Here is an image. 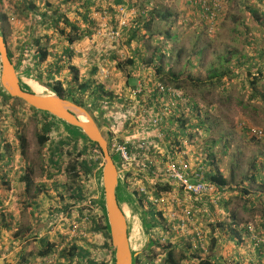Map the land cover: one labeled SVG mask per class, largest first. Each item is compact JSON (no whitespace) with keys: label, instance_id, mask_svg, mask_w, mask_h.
Here are the masks:
<instances>
[{"label":"rangeland","instance_id":"374dc122","mask_svg":"<svg viewBox=\"0 0 264 264\" xmlns=\"http://www.w3.org/2000/svg\"><path fill=\"white\" fill-rule=\"evenodd\" d=\"M110 1L112 2V0ZM121 1L123 3L118 4L117 9L125 8L127 13H135V16L129 19V30L124 34L122 41L109 49L110 57L103 63V66L109 70L108 77H102L97 71L94 73L92 71L94 68L84 71L82 67H79L80 81L85 82L87 81L86 77H90L89 80H93L94 83L99 82L109 91L114 87L118 89V94L120 93L124 95L123 97L128 98L130 89L134 88L142 77H146L144 82L146 84L149 73H154L155 65L151 66L148 60L155 48L160 49L161 53L163 45L158 43H161V40L166 41L165 36H157L156 33L158 30H167L170 26L166 24V21H161L156 22L148 30L145 21L150 19V12H170L174 15L171 18V21H173L171 31L175 38L170 41V48L172 49L168 54L169 56H164L162 65L170 63V67L174 71L180 72L183 78L191 76L204 81H207L211 65L216 69H220L223 63L228 67L229 72L224 78L225 90L218 83L213 85L208 83L203 88L192 87L190 83L181 84L182 89L178 91L181 92L183 98L180 101L179 110L172 115L175 118H189L190 123H194L195 114L201 111L202 117L211 126V131L207 133L198 130H187L185 136L188 145L187 153L190 154L193 160L198 159L204 165L205 173L217 171L229 182V185L225 187L226 190L217 196L216 203L212 204L210 202L207 206L210 209L212 206H217L224 196L229 201L235 191L245 193V191L250 192L259 189L263 192L264 140L256 139L248 134V131L252 128L264 130V105L261 100L252 98L253 89L251 86V83L257 79V82L255 81L257 83L256 87L260 90L264 88V0H224L221 2L218 16L214 20L207 19L206 15L201 13L200 7L196 4L200 0ZM60 2L61 0H42L39 8L34 4L30 5L33 13L32 15H29V13L26 15L21 7L17 6L16 0L0 1V35L7 39L8 49L13 53V62L22 86L26 90L39 95H55L56 93L46 85L45 80H38L33 74L23 71L22 68L28 64L30 65L31 55L36 54L39 48L36 44L39 38L42 39V42H40L42 47H48L50 42L48 39L43 40L45 36L41 37L34 30H31L32 33H30L29 26H26L25 22L30 18L29 23H32V25L40 21L35 17L37 12L35 13L34 10H42L43 3H46L44 9L48 8L45 11H50L54 15L58 14L59 11L56 8L60 7ZM92 8L93 10L89 12H92V17L96 18L94 20L97 22L98 19L101 20L103 12L107 11L110 17V26H117L118 12L112 13L107 7L93 6ZM69 15L75 19L78 18V14L74 10L69 11ZM79 21L81 25H85V22H82L81 19ZM134 31H136L137 38L130 43V36ZM51 36L55 37L56 35ZM57 36L61 37L59 33ZM95 44L97 46L92 45V48L88 50L87 53L89 54L85 53V60L93 54H97L98 50L106 46L101 40H97ZM200 50L201 54L197 55ZM167 53V51L162 52L163 55H167ZM52 58H49L50 61ZM227 58H230V62L225 61ZM131 60L133 62L129 64ZM74 65L69 64L68 61L65 62L61 73L57 76L65 87L68 85V81L74 77L76 72L72 68ZM74 67H77V65ZM1 69L0 62V74ZM145 84L146 92H143L138 98L139 109L134 114L133 121L140 122V118L147 119L151 115L160 114L162 109L161 106L153 112L155 114L150 115L144 112L150 101L149 89L146 88L147 85ZM170 86L175 88L173 85ZM0 93L7 95L1 89V86ZM114 94L115 92L111 97ZM10 100L12 106L29 109L21 101L13 98ZM193 102L196 104V108H193L192 105L189 106V103ZM86 108L98 121L105 136L109 135V130H107L104 120H100V118H103V114L107 115V120L111 122L108 128L111 129V126H113L120 139L126 138L125 130L129 126H127L128 123H122L121 115L124 111L118 112L114 108H110L108 111L97 102L92 105L91 102L88 103ZM1 116L2 114H0ZM146 116L148 117L146 118ZM115 123L118 128L115 127ZM70 128L82 133L78 128L72 126ZM169 129L177 131V136H179L180 129L176 128L174 124ZM30 134L33 136L32 133ZM113 157L119 168L122 169L121 162L115 155ZM160 165L162 166V161ZM97 173L95 180L97 182L99 180L100 188L98 190L96 188L93 195L98 196L95 198L99 202H103L102 168H99ZM123 176L124 173H121V178ZM254 177L255 180H253ZM149 180H144L148 187H150ZM119 181L126 188L120 177ZM96 185H93V189L97 187ZM122 186L118 185L117 193H120L121 206L127 220L131 251L137 257L139 254L142 255L148 251L153 254L154 259L158 258V255H164L159 243L157 244L159 235L154 234L153 222L148 213L151 209H147L138 200L136 194L128 189L127 192ZM164 187L167 186H159V191L165 192L162 190ZM169 207L173 208L172 205ZM246 207L247 209L252 208L253 212L246 213L247 218L243 220L248 221L254 227L257 220L255 219L256 216L258 214L264 216V196L257 202L256 208ZM92 208L91 211V207H89L87 214L91 213L94 219L103 216L104 211L99 209L97 203L92 204ZM206 220L210 224L213 215L208 219L206 218ZM218 225H220L219 230L224 234L223 236H227L222 224ZM134 232L139 234L140 237L135 236ZM84 241V249L89 253V258H93L98 263L114 264L113 250L103 249L104 235L96 233ZM48 248L45 250H50ZM51 249V253H53V247ZM137 257L134 259L133 264H136ZM182 257L184 256L181 253L175 252L176 262L181 261L180 258ZM194 257L198 258L197 255Z\"/></svg>","mask_w":264,"mask_h":264},{"label":"crops","instance_id":"0c3cea01","mask_svg":"<svg viewBox=\"0 0 264 264\" xmlns=\"http://www.w3.org/2000/svg\"><path fill=\"white\" fill-rule=\"evenodd\" d=\"M115 1L61 0L60 7L56 8L59 11L56 15L45 11L48 9H44L46 3H43L42 10H34L35 13L37 12L35 17L40 21L32 25L29 23L30 18L25 25L29 26L30 33L34 30L41 37L45 36L43 40H49L47 49L53 57L51 61L49 59L40 65L41 70L44 71L52 65L55 67V62L64 57L69 64L77 65V69L82 67L84 71L89 70L84 55L89 54L87 52L92 48V36L69 44L64 37L57 36L60 32L53 22L60 15L79 24V19L85 22V17L94 20L92 12H89L93 10V6L108 9L112 7L109 10L113 13L118 10V4ZM16 2L26 15L28 13L32 15L30 5L34 4L39 8L42 0H16ZM120 2L123 3L121 0ZM71 10L78 14V18L75 19L69 15ZM59 27L64 28V23H60ZM30 45L32 46L31 42ZM68 52H71V58H68L70 55ZM58 64L63 63L60 61ZM89 78L86 77L87 80ZM56 81L60 82L57 77ZM111 90H115L113 92L118 94V89L112 87ZM111 90L109 93L112 95ZM1 95L0 264H33L43 260L42 253L48 247L50 249L53 247L54 252H49L45 258L55 257L57 258L55 264H60L62 250L69 247L73 237L72 224L81 220L87 214L89 207L99 201L95 198L98 196L93 195V191L100 188L99 180L98 182L95 180L99 169L89 174L79 168L82 161L92 158L91 147L84 156H78L89 146V141L83 133L74 131L70 126L56 120L58 123H54L51 131L46 134L47 142L40 145L39 135H44L48 127L45 115L35 113L30 108L12 106V101ZM102 119L108 129L111 124L107 120L108 116L103 114L100 120ZM48 124L52 123L48 122ZM22 138L26 140L25 146H23ZM74 164L78 170L70 169ZM119 184L122 186L121 181ZM93 185L97 187L93 189ZM125 186L126 188L124 186L122 188L124 187L127 191L128 187ZM262 196L264 191L261 192L259 189L245 193L235 191L229 201L224 196L217 206H212L211 209L208 207V214H202L203 210H199L197 221L208 238L210 245L208 255L204 256L200 254V251H194L189 236L175 241L173 235L164 233L162 236L167 237V242L173 241L167 247H172L175 252L188 257L185 260L180 258L181 264H200L201 260L209 261L210 264H264V244H256L257 237L264 238V216L259 214L256 216L254 227L243 220L247 218L246 213L253 212L252 208L247 209L246 206L256 208ZM117 197L121 206L120 193H117ZM212 215L213 220L208 224L206 218ZM218 224H222L227 236H223ZM158 227L160 228L157 230V235L164 231L163 227ZM134 233L135 236L140 237L139 234ZM84 242V240L76 239L72 243L83 248ZM158 243L163 252L164 245L159 242V239ZM195 255L198 258L194 257Z\"/></svg>","mask_w":264,"mask_h":264},{"label":"built area","instance_id":"2783aa9c","mask_svg":"<svg viewBox=\"0 0 264 264\" xmlns=\"http://www.w3.org/2000/svg\"><path fill=\"white\" fill-rule=\"evenodd\" d=\"M223 1L200 0L196 4L207 19L214 20L218 16ZM117 12L116 27L110 26L109 13L104 11L91 37L93 46H97L95 44L97 40L103 41L106 46L98 50L97 54L87 58V67L96 68L97 73L104 78L109 74L108 68L103 66L106 59L110 57L109 49L122 41L124 34L129 30V19L135 16V13H127L125 8ZM140 80L134 88L130 89L128 98L120 93L114 94L113 97L105 94L100 101V105L106 108L105 110L114 108L118 112L124 111L121 115L122 123H128L127 126H129L125 130L126 138L123 140L113 126L107 129L109 135L107 134L108 137H106L110 152L121 162L122 169L118 166L119 177L130 192L138 193L147 209L156 213L157 223L153 224L154 234L160 228L158 226L164 228L158 237L161 244L167 246L173 242H167V237L162 236L164 233L173 235L175 241L189 236L192 248L206 256L209 254L210 245L205 230L197 221L199 210H203L202 214H208L207 204L216 203L217 196L226 189L219 190L215 183L206 179L204 165L198 159L193 160L186 151L188 145L185 136H180L179 133L177 136V131L169 129L173 126L171 124L173 113L180 108V101L183 98L181 92L160 82L155 73H149L146 84L144 83L146 77ZM144 84L147 85L146 88L150 93V101L144 112L150 115L161 106L162 109L160 114L146 116L147 119L140 118V122H137V120L133 121V117L139 109L137 102L139 96L146 92ZM106 93H109L107 89ZM115 127L118 128L116 123ZM248 132L256 139L264 140L263 129L252 128ZM91 156V159L102 168V162H100L102 154L98 147L91 149ZM121 173H124L122 178ZM145 179L149 180L150 187L144 183ZM158 185L171 188L161 192ZM170 205L173 208H170ZM92 209L91 207L90 210ZM93 226L94 220L91 213L75 221L72 224L73 237H71L70 245L76 239L85 240L95 235ZM256 244H264V238L257 237ZM55 263V257H48L33 264Z\"/></svg>","mask_w":264,"mask_h":264},{"label":"trees","instance_id":"16d2710c","mask_svg":"<svg viewBox=\"0 0 264 264\" xmlns=\"http://www.w3.org/2000/svg\"><path fill=\"white\" fill-rule=\"evenodd\" d=\"M70 1V0H67ZM116 4H120V0H116L115 1ZM112 7H109V9H111ZM112 12V11H110ZM174 15L171 14L170 12H163V11H156V13L154 12H150L149 13V18L147 21H145L146 27L148 30L151 29V27L156 23V22H164L166 21V24H169V28L167 30H158V32L156 33L157 36H165L166 41L161 40V44L163 45V49L160 53V49L155 48L154 52L152 53L151 57L148 60V63L153 66V64L155 65L153 69L156 78L165 84L168 85H173L175 87V89L177 90H181L182 86L181 84H188L190 83L192 85V87L195 88H203L205 86H207V84H214V83H218L223 90H225V85H224V78L229 74L228 72V67L225 66V64H221L220 69H216L215 67H213L211 65L210 67V73L208 75L207 81L201 80V79H195L194 77L188 76L187 78H183L180 72H176L172 69V67H170V63H165L164 65H162L163 63V59L164 56H169V52L171 51L172 48H170V41H172V39L175 38V35L172 34L171 31V26L173 24V21H171V18H173ZM85 25L84 27L82 25H80L79 23H72L69 21V19L66 16H60L57 19L54 20V24L57 27V29L59 30V34L64 37L69 44H74L77 43L78 41L90 37L94 34V32L96 31V28L98 26V23L96 22V20H90L89 18L85 17ZM60 23H64L65 27L60 29L59 25ZM68 29H70V32H68ZM155 37V36H154ZM137 38V34L136 31H134V33L131 34L130 36V40L129 42L132 43V41ZM42 39L39 38V40L36 41V44L38 45V50L36 52V54H32V60L30 62V65H26L23 69V71L25 72H30L31 74H33L38 80H45L46 81V85L48 87H50L59 97L65 99V100H71L73 101L75 104H77L78 106L81 107H88V103L91 102V105L93 103H99L102 100V96L105 95V90L104 87L99 83L96 82L94 83L93 80H87L85 82L80 81V71L79 69H77V67H72L73 70H75V74L74 77L71 78L70 81H68V85L65 87L63 85L62 82H57L56 81V77L61 73L63 67H64V63L66 62V59L64 57V59L60 60L61 63H63L62 65H59L58 62L60 63V61L58 60L57 62H55L54 66H49V68H47V70H41V66L43 63L47 62L49 60V58H51V52L47 49V47H42L40 46V42ZM5 41L7 43V39L5 38ZM8 46V44H7ZM167 51V55H163V53H165V51ZM69 53V52H68ZM69 57L71 58L72 54L71 52L69 53ZM201 54V50L197 52V55ZM9 56L10 59L13 61V53L9 50ZM226 62H230V58H227L225 60ZM132 60L130 61L129 64H132ZM161 62V63H160ZM146 66H148L147 64H145ZM167 68V69H166ZM97 70L96 68L93 69V72L95 73ZM251 74V73H249ZM257 79H255L252 83V98L253 99H258L261 100L263 105H264V88L263 90H260L256 87V82ZM82 82V83H81ZM25 89V88H24ZM26 90V89H25ZM28 91V90H27ZM4 97H6V99H12L10 96L2 94ZM1 95V96H2ZM17 100V99H15ZM19 101V100H17ZM6 102V101H5ZM23 103V102H22ZM192 105L193 108H196V104L193 103H189V106ZM31 111L35 112V113H42L43 115H45V121H46V126H48L45 129V134L44 135H39V143L40 145H44L47 140L48 137L46 136V134L51 131L52 127L54 126V123H56V119L48 114V113H43L40 112L38 110H35L33 108H30ZM0 114H2V111L0 110ZM194 123H190V119L189 118H185L183 119V117H179V118H175L172 117V122L171 124L175 125L176 128H179V134L180 136H186L187 135V130L192 131V130H198L200 132H204L207 133L209 131H211V126L205 121V119L202 117V113L201 111L197 114H195V118H194ZM48 122H51L52 124H48ZM58 123V122H57ZM194 138V136H192ZM89 141V140H88ZM22 142H23V146L26 145V140L24 138H22ZM89 146L86 147L84 150H82L81 153H79V157L84 156L87 153V150L89 147L94 148V147H98V144L89 141ZM100 149V148H99ZM101 151V149H100ZM102 154V151H101ZM102 162V160L100 161ZM76 164L72 165V167L70 168L71 170H76L77 167L75 166ZM79 168L82 170L84 169L85 172L89 173V174H93V172L96 171V169L100 168L98 166V164L92 160V159H87L82 161L79 164ZM78 170V169H77ZM206 179L212 181L213 183H215L217 185V187L219 188V190L224 189L226 186L229 185V182L227 179H225V177H223V175H221L219 172L217 171H209L208 173H206ZM253 180H255V177L253 178ZM159 186V185H158ZM170 187H164L162 188V190L167 191L169 190ZM247 192V191H245ZM136 196L139 198L138 200L143 203V200L141 197H139L138 193H135ZM158 194V193H156ZM98 207L99 209H101L102 211H104V206H103V202H99L98 201ZM149 216L151 217V220L153 222V224L157 223L156 217H155V212L153 210L149 211ZM235 219V218H234ZM94 220V226H93V231L95 233H101L102 235H104L105 237V243L103 245V249L104 250H110L112 251V245L110 243V235L108 232V226L106 223V216L103 213V216L101 217H97V218H93ZM154 226V225H153ZM163 252L164 255H162V257H158L156 259L153 258V254L151 252H145L142 255H139L136 259V264H181L179 262H176V258H175V249H172V247H165L163 246ZM49 252H52V249L48 250V251H44L42 253V257L43 260H45V256H47L49 254ZM89 253H87L83 248L77 247L74 243H71V245H69V247H66L65 249L62 250V253L60 255V264H105V263H98L96 262L93 258H89ZM164 256V257H163ZM187 256L182 257V259H187ZM160 263H158L159 261ZM57 261V258H56ZM200 264H210L209 261H205V260H201Z\"/></svg>","mask_w":264,"mask_h":264},{"label":"water","instance_id":"95a60500","mask_svg":"<svg viewBox=\"0 0 264 264\" xmlns=\"http://www.w3.org/2000/svg\"><path fill=\"white\" fill-rule=\"evenodd\" d=\"M0 86L11 98L23 102L26 106L52 115L57 121L78 128L87 140L100 147L103 155L102 187L104 191V214L114 254V264H133L137 255L130 248L127 220L117 197L119 169L112 156L108 141L99 123L87 108L78 106L71 100L55 95H39L27 91L21 84L16 66L10 59L5 37L0 35ZM85 114L86 120L79 118Z\"/></svg>","mask_w":264,"mask_h":264},{"label":"bare ground","instance_id":"6f19581e","mask_svg":"<svg viewBox=\"0 0 264 264\" xmlns=\"http://www.w3.org/2000/svg\"><path fill=\"white\" fill-rule=\"evenodd\" d=\"M79 118H80L81 120H83V121L86 120V116H85V114H83V113L79 115ZM129 243H130V239H129ZM130 248H131V244H130Z\"/></svg>","mask_w":264,"mask_h":264},{"label":"clouds","instance_id":"9594fccd","mask_svg":"<svg viewBox=\"0 0 264 264\" xmlns=\"http://www.w3.org/2000/svg\"><path fill=\"white\" fill-rule=\"evenodd\" d=\"M98 27V26H97ZM95 33V32H94ZM97 70V69H96ZM106 89L107 88H104V90H105V93H106ZM108 91H109V89H107ZM110 92V91H109ZM106 94H109V95H111L110 93H106ZM100 103V102H99ZM30 108V107H29ZM105 135V134H104ZM107 138V137H106ZM100 148V147H99ZM112 154V153H111ZM113 156V155H112ZM102 163H103V159H102ZM117 166H118V164H117ZM139 256V255H138Z\"/></svg>","mask_w":264,"mask_h":264}]
</instances>
